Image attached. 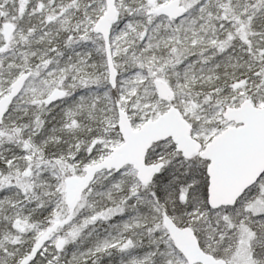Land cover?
I'll return each instance as SVG.
<instances>
[{"label": "snow or ice", "instance_id": "6c2138e0", "mask_svg": "<svg viewBox=\"0 0 264 264\" xmlns=\"http://www.w3.org/2000/svg\"><path fill=\"white\" fill-rule=\"evenodd\" d=\"M0 264H264V0H0Z\"/></svg>", "mask_w": 264, "mask_h": 264}]
</instances>
